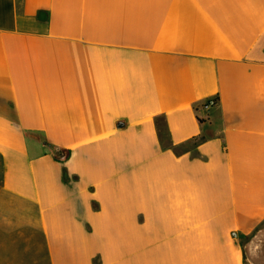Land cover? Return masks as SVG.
Masks as SVG:
<instances>
[{"label":"crops","instance_id":"1","mask_svg":"<svg viewBox=\"0 0 264 264\" xmlns=\"http://www.w3.org/2000/svg\"><path fill=\"white\" fill-rule=\"evenodd\" d=\"M0 251L264 264V0H0Z\"/></svg>","mask_w":264,"mask_h":264},{"label":"built area","instance_id":"2","mask_svg":"<svg viewBox=\"0 0 264 264\" xmlns=\"http://www.w3.org/2000/svg\"><path fill=\"white\" fill-rule=\"evenodd\" d=\"M214 105H216V100L215 99H210V100L205 102L204 107L209 108V107H212Z\"/></svg>","mask_w":264,"mask_h":264},{"label":"rangeland","instance_id":"3","mask_svg":"<svg viewBox=\"0 0 264 264\" xmlns=\"http://www.w3.org/2000/svg\"><path fill=\"white\" fill-rule=\"evenodd\" d=\"M2 255H3V251H0V256L2 257ZM0 264H11V262H10V261H6V262H4V261H2V259L0 258Z\"/></svg>","mask_w":264,"mask_h":264},{"label":"trees","instance_id":"4","mask_svg":"<svg viewBox=\"0 0 264 264\" xmlns=\"http://www.w3.org/2000/svg\"><path fill=\"white\" fill-rule=\"evenodd\" d=\"M160 132L162 133V130H161V128H160ZM181 149V148H180ZM54 150L55 151H59V152H61L59 149H57V148H54ZM176 151H178L179 152V148H176Z\"/></svg>","mask_w":264,"mask_h":264}]
</instances>
